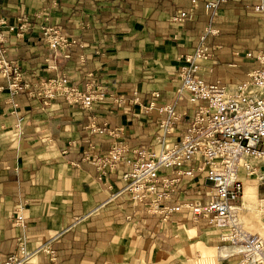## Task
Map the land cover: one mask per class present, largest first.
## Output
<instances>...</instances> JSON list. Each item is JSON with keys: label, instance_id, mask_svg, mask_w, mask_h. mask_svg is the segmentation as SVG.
<instances>
[{"label": "crops", "instance_id": "crops-1", "mask_svg": "<svg viewBox=\"0 0 264 264\" xmlns=\"http://www.w3.org/2000/svg\"><path fill=\"white\" fill-rule=\"evenodd\" d=\"M204 1L191 20L174 23L170 17L190 11L191 0H0L2 53L26 82L66 75L70 86L91 83L103 94L90 108L64 96L45 104L27 92L12 94L0 74V263L24 241L40 249L35 264H237L238 248L222 239L224 229L194 220L185 208L151 213L123 190L128 163L105 170L96 163L113 146L131 158L137 148L159 149L161 116L147 109L152 101L185 112L167 141L180 139L192 106L177 93L179 57L193 51L208 21ZM257 2L220 5L219 33L207 41L215 49L199 72L206 82L231 85L256 68L246 53L264 50V20L251 9ZM46 27L70 43L50 48ZM211 191L195 173L163 204L203 200ZM18 204L24 228L15 223Z\"/></svg>", "mask_w": 264, "mask_h": 264}, {"label": "built area", "instance_id": "built-area-1", "mask_svg": "<svg viewBox=\"0 0 264 264\" xmlns=\"http://www.w3.org/2000/svg\"><path fill=\"white\" fill-rule=\"evenodd\" d=\"M225 1L203 2L208 21L193 51L179 57L183 64L179 68L177 93L179 96L185 94L192 106L190 120L180 139L167 141L185 112H178L173 104L157 105L152 101L147 109L155 110L161 116L156 136L159 149L137 148L132 150L134 156L131 158L124 156L123 148L113 146L98 157L96 163L105 170L114 169L124 160L131 168L122 174L126 181L123 190L130 193L133 202H147L148 211L164 216L185 208L194 220L205 219L209 225L226 231L222 239L238 248L237 264H264V239L247 232L238 219L246 177L256 181V187H260L264 196V50L246 53L257 66L243 81L231 85L219 81L208 83L199 73L215 49L207 41L219 33L214 17ZM197 5L198 0H191L190 11H179L170 17V21L191 20ZM251 9L264 20V0H258ZM2 23L4 20L0 18ZM43 35L52 49L70 43L56 27L44 28ZM0 74L6 78L12 94L27 92L45 104L57 96H64L69 103L90 108L103 97L102 93L95 92L91 83L86 84L85 90L70 86L66 75L50 77L36 84L26 82L21 70L4 57L1 43ZM153 95L158 97L157 92ZM195 173L202 174L209 183L210 196L164 205L163 201L180 185L182 178L193 177ZM16 210L15 223L24 228L23 205L18 204ZM44 249L53 255L49 247ZM39 250H29L25 242L20 241L17 253L0 264H35L32 258Z\"/></svg>", "mask_w": 264, "mask_h": 264}, {"label": "rangeland", "instance_id": "rangeland-1", "mask_svg": "<svg viewBox=\"0 0 264 264\" xmlns=\"http://www.w3.org/2000/svg\"><path fill=\"white\" fill-rule=\"evenodd\" d=\"M246 184L251 185L246 186ZM244 185L246 186L244 201L247 208L242 209L241 207L238 211V217L247 232L264 239V201H261L264 196L260 187H256V181L252 178L246 177ZM242 201L239 203L241 206Z\"/></svg>", "mask_w": 264, "mask_h": 264}, {"label": "bare ground", "instance_id": "bare-ground-1", "mask_svg": "<svg viewBox=\"0 0 264 264\" xmlns=\"http://www.w3.org/2000/svg\"><path fill=\"white\" fill-rule=\"evenodd\" d=\"M244 189H245V185H244ZM243 195H244V191H243ZM243 199V198H242ZM242 207V209H243V205L241 206ZM241 207H240V209H241ZM238 219H239V217H238ZM240 220V219H239Z\"/></svg>", "mask_w": 264, "mask_h": 264}]
</instances>
